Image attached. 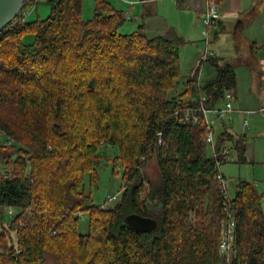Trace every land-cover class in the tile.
Here are the masks:
<instances>
[{"label": "trees", "instance_id": "1", "mask_svg": "<svg viewBox=\"0 0 264 264\" xmlns=\"http://www.w3.org/2000/svg\"><path fill=\"white\" fill-rule=\"evenodd\" d=\"M40 2L26 1L0 31V137L11 142L0 141V264H264V196L248 181L236 185L226 263L225 199L206 125L180 117L204 94L208 105L219 103L236 85L233 66H217L202 89L192 74L171 97L184 44L174 30L122 35L126 15L107 0H96L88 22L83 0H48L50 15L27 21ZM226 140L218 138L220 148ZM150 161L155 180L146 173ZM104 162L122 185L118 200L96 205L85 179L97 185ZM131 214L157 228L138 233L125 221Z\"/></svg>", "mask_w": 264, "mask_h": 264}, {"label": "rangeland", "instance_id": "2", "mask_svg": "<svg viewBox=\"0 0 264 264\" xmlns=\"http://www.w3.org/2000/svg\"><path fill=\"white\" fill-rule=\"evenodd\" d=\"M47 1L48 0H41L37 10L36 8L28 9L26 12L29 15L26 20L34 21L37 19H46L51 12ZM107 1H109L118 11H121L126 15L127 21L119 28L120 34L130 35L140 30V26L143 25V21L140 17L141 5H136L131 18L128 16L132 6L131 3L135 2L138 4L139 0ZM255 1H259L260 4V0ZM256 8L257 9L253 13L255 21L252 29H250L247 33V38L250 39L253 33L256 34L259 43L258 62L264 71V1L262 4L256 5ZM95 9L96 0H83L82 19L86 22L93 20ZM175 11L176 10H174L171 6L167 8L166 13L174 17L176 16ZM148 24L149 23L146 21V26H148ZM152 31L153 28L147 29L148 36H153ZM184 32L187 33L185 29ZM32 39L33 38L31 37L26 40L27 42H31ZM209 42L210 44L207 48L206 37L202 31L200 40L188 42L182 45L180 49V79L176 88L170 93L171 97L180 95L184 92L185 80L196 70H199L202 88L211 78L214 77L215 71L211 67L210 62L204 58L208 50L210 51L209 58H211L214 53L216 54L215 49H217L219 56L222 58H229V60H233L235 58L237 54V44L232 34L225 35L224 37L222 36L221 41H218L215 39V33L213 31ZM241 48L244 50L245 45L243 46L241 44ZM251 69L252 68L249 66H244L243 64L236 65L237 86L235 91L238 98L237 102L234 104L236 113L233 115L234 120L232 123H235L237 120H241L242 122L247 121L249 124L248 128H246V132L239 133L241 135L246 134V141L248 145L247 158L249 160L243 164L228 162L221 166L220 171L228 181V195L231 199L235 196V187L240 179H245L255 184L257 186V190L264 196V112H261L262 108H264V81H262V83L258 82L257 78H261L260 74L257 75ZM218 122L221 123L226 121ZM227 123L230 124L229 122H226V124ZM242 129L243 128L240 130ZM216 132L218 139L219 126H216ZM0 141H3L6 145H11V142L7 140L6 137H0ZM102 149L107 156H115L116 154V151L112 148L104 147ZM207 152L208 156L212 158V151L210 147H208ZM232 154L235 155L234 153ZM146 173L153 180L159 177V170L154 161L149 162ZM99 174L100 180L97 182V185L93 184L92 187L90 186L89 178L86 177L85 179L87 193L91 194L92 200L96 205H101L107 197L109 198L113 195H119L122 185V174L114 175L112 167L107 166L106 162H104L100 167ZM262 206L264 210V197ZM13 212L15 213V211ZM10 219H12L11 216L7 215L5 222H8ZM80 230L83 233L88 230L87 221H82L80 224ZM230 258H232V255ZM46 259L47 262H50L52 258L47 256ZM224 260L226 263L228 262L226 258H224Z\"/></svg>", "mask_w": 264, "mask_h": 264}, {"label": "crops", "instance_id": "3", "mask_svg": "<svg viewBox=\"0 0 264 264\" xmlns=\"http://www.w3.org/2000/svg\"><path fill=\"white\" fill-rule=\"evenodd\" d=\"M213 1H215L216 3L218 11V21L215 27L209 29L206 28L203 22L207 8V0H139L138 4L135 2L131 3L132 6L130 8L128 16L131 18L133 16L136 5H141L140 17L143 21V25L140 26V29H142L143 27V31L147 34V29L153 28V34L151 33L153 36L150 37L162 36L169 31L174 30L177 35H179L184 40L185 44L188 42L200 40L203 31V34L206 37L207 48L209 47V41L213 31L215 33V39L218 41H221L222 36L224 37L225 35L232 34L237 44V54L235 58L233 60H229V58H222L219 56L217 49H215L216 54L214 53L211 58L207 59L210 62L211 67L215 71V74L214 77L211 78L207 83L216 79L218 75L217 66H233L236 76V85L233 89L228 90L232 91L235 94L237 102L238 96L235 91L237 86L236 65L243 64L244 66H249L250 68H252L251 70L254 73H256L257 75L260 74L261 78H257L258 82L262 83V81H264V71L262 69V66L258 62V39L255 33L252 34L250 39L247 38V33L250 29H252L253 23L255 21V19L253 18V13L257 9L256 5L262 4L264 0H260V4L259 1L255 0H224L221 2H219L218 0ZM171 6L178 12L177 13L175 11L176 16L174 17L166 13L167 8ZM146 21L149 23L148 26H146ZM184 29L187 31V33L184 32ZM206 32L208 33V38L206 36ZM241 44L243 46L245 45L244 50L241 48ZM208 52L210 51L208 50ZM195 73H197L196 86L198 89H202L199 70L193 72V74ZM202 96L206 95L204 94ZM222 98L219 103L213 106H221ZM261 112H264V110H261ZM214 122L215 130L216 126H219V137L222 135H226L227 140L224 142L223 147L230 148L231 154L234 153V156L237 158V160L232 163L243 164L248 162L249 159L247 158L248 145L246 141V134H239L246 132V128H248L249 126L248 122L237 120L235 121V123H232V121L230 122V124H226V122L223 124L219 123L216 119H214ZM241 128L243 129L240 130ZM225 163L228 162H224V164ZM244 180L245 179H240L237 184L240 181Z\"/></svg>", "mask_w": 264, "mask_h": 264}, {"label": "built area", "instance_id": "4", "mask_svg": "<svg viewBox=\"0 0 264 264\" xmlns=\"http://www.w3.org/2000/svg\"><path fill=\"white\" fill-rule=\"evenodd\" d=\"M25 15L27 17L29 14L26 13ZM217 21L218 11L216 3L213 0H207L206 13L203 20L204 25L208 29L213 28L217 25ZM206 36L208 38L207 32ZM204 58H209V52H206ZM208 102L209 98L207 96H202L200 102L195 105H191L183 113V115L180 116L179 113H176V115L180 116L181 119L185 122H190L194 125L203 122L206 125V144L208 145V147L211 148L212 158L216 162V169L218 171L216 175V180L219 181L222 185V191L224 193L225 199L223 203L225 218L221 222V238L219 242V252L220 255L222 257L224 256V258H226V260L229 262L231 259L230 257L232 255L236 238V217L229 208L228 182L225 179L224 175L221 173L220 169L224 162H235L237 158L231 154L230 148H219L216 130L214 127V119L218 121H226L229 123L233 121V115L236 113V110L234 108L236 96L232 91L226 90L223 93L221 106H210L208 105ZM221 123L224 124L225 122ZM163 144V136L160 133L158 135L157 145L162 146ZM110 198L113 201H116L118 200L119 195H113Z\"/></svg>", "mask_w": 264, "mask_h": 264}, {"label": "water", "instance_id": "5", "mask_svg": "<svg viewBox=\"0 0 264 264\" xmlns=\"http://www.w3.org/2000/svg\"><path fill=\"white\" fill-rule=\"evenodd\" d=\"M27 0H0V31L12 23L23 10ZM126 223L138 233L152 232L157 228V221L137 214L126 217Z\"/></svg>", "mask_w": 264, "mask_h": 264}]
</instances>
